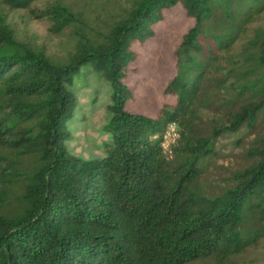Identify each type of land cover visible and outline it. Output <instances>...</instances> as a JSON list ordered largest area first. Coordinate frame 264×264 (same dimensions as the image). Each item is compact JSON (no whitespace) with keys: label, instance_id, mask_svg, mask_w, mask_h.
Segmentation results:
<instances>
[{"label":"trees","instance_id":"trees-1","mask_svg":"<svg viewBox=\"0 0 264 264\" xmlns=\"http://www.w3.org/2000/svg\"><path fill=\"white\" fill-rule=\"evenodd\" d=\"M37 1L0 0V148L16 156L0 153V264H233L258 245L264 238V32L254 34L248 66L227 87L233 93L223 122L205 135L194 125L220 55L247 35L264 0H129L124 16L101 37L79 39L63 63L44 45L18 39L8 22V10L26 9L50 20L56 33L75 23L67 4L37 8ZM178 3L193 23L174 50V73L163 89L173 99L155 115L130 110L133 46L152 38L165 10ZM209 20L216 26L208 28ZM83 66L99 70L110 85L107 138L95 157L67 146V123L77 108L73 84ZM171 121L181 135L168 156L162 139ZM242 128L254 134L248 164L231 187L206 194L202 160L217 154L223 133ZM255 218L263 223L253 226Z\"/></svg>","mask_w":264,"mask_h":264},{"label":"rangeland","instance_id":"rangeland-1","mask_svg":"<svg viewBox=\"0 0 264 264\" xmlns=\"http://www.w3.org/2000/svg\"><path fill=\"white\" fill-rule=\"evenodd\" d=\"M54 2L67 4L76 18L75 23L61 33L51 29L50 20L33 17L26 9L8 10V22L18 39L44 45L52 60L60 63L67 61L79 39L101 37L114 21L126 14L131 5L129 0H40L34 6L40 8ZM192 23L193 19L186 16L181 3H178L165 10V18L155 25V35L152 38L143 43H135L133 49L136 57L127 77L135 88L129 101L130 110L155 115L164 101L173 99L164 94L163 89L174 73V50ZM214 26L213 21L207 22L208 28ZM217 31L218 29L215 30ZM262 32L264 12L250 24L246 36L235 41L231 50L220 55L219 69L210 74V87L201 94L195 108L194 128L197 133L211 134L213 128L223 122L224 113L229 106L227 100L233 93L227 87L232 81L235 82L237 72L248 66L249 61L246 62L245 57L253 50L251 40L254 34ZM225 75L228 77L226 81ZM73 90L77 97V108L67 123L72 134L67 146L79 156H98L102 151V142L107 138L104 125L109 119V82L99 70L83 66L75 76ZM252 133L242 128L236 132L223 133L216 140L217 154L206 157L201 162L200 185L206 194L221 193L234 184V175L249 162L245 151L254 137ZM240 142H244L243 146H238ZM0 153L16 158L15 153L6 148H0ZM166 154L170 156L171 152L166 151ZM259 223H263V220L253 219V226ZM233 261V264H264V238Z\"/></svg>","mask_w":264,"mask_h":264},{"label":"built area","instance_id":"built-area-1","mask_svg":"<svg viewBox=\"0 0 264 264\" xmlns=\"http://www.w3.org/2000/svg\"><path fill=\"white\" fill-rule=\"evenodd\" d=\"M180 135L181 132L179 124L176 121L169 122L163 132L162 139V148L165 153L166 151L171 152L172 146L178 142Z\"/></svg>","mask_w":264,"mask_h":264}]
</instances>
